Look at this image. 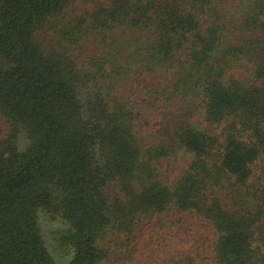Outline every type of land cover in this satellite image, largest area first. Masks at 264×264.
<instances>
[{
    "label": "trees",
    "instance_id": "16d2710c",
    "mask_svg": "<svg viewBox=\"0 0 264 264\" xmlns=\"http://www.w3.org/2000/svg\"><path fill=\"white\" fill-rule=\"evenodd\" d=\"M0 116V264L55 263L40 213L69 264L183 224L164 264H264V0H0Z\"/></svg>",
    "mask_w": 264,
    "mask_h": 264
},
{
    "label": "rangeland",
    "instance_id": "374dc122",
    "mask_svg": "<svg viewBox=\"0 0 264 264\" xmlns=\"http://www.w3.org/2000/svg\"><path fill=\"white\" fill-rule=\"evenodd\" d=\"M193 121L199 122V125H205L198 117H194ZM0 127L5 136L9 125L1 116ZM190 159L191 153L185 150H180L170 158L167 167L169 181L185 168ZM108 190H114L113 185H109ZM40 222L45 244L54 256V264H69L70 255L66 252L61 239L68 230L67 224L61 222L50 224L42 213H40ZM197 230L190 224L165 227L150 230L140 234L137 239L128 241L120 236L122 240L117 245L111 243L115 235H110L107 244H110L112 253L105 261L98 264H164L167 258L183 251L193 252L197 256L198 254L207 256L210 252V242L208 239L201 240Z\"/></svg>",
    "mask_w": 264,
    "mask_h": 264
}]
</instances>
